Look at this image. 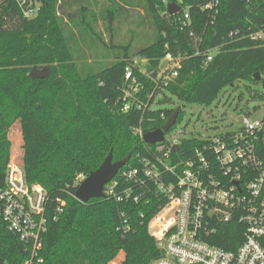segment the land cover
<instances>
[{
	"label": "trees",
	"instance_id": "trees-1",
	"mask_svg": "<svg viewBox=\"0 0 264 264\" xmlns=\"http://www.w3.org/2000/svg\"><path fill=\"white\" fill-rule=\"evenodd\" d=\"M31 1L38 9L28 18L17 0H0V187L11 147L8 130L18 122L25 179L46 191L48 222L38 257L26 263L31 256L29 246L0 219V261L120 264L126 253L123 264H152L162 256V249L146 229L147 214L156 211L162 199L152 189L135 186L129 200L81 202L74 196L75 179L95 170L109 151L112 161L129 155L120 170L135 164V155L151 146L138 137L135 128L147 132L161 127L177 105H210L221 91L241 81L264 85V45L229 35L264 23V0H219L214 19L201 8L209 0H103L100 15L92 12V22L102 20L106 10L109 20L98 34L102 38V32L111 33L110 46L124 50L106 62L100 60L106 55L96 48L84 49L78 41L83 18L90 12L86 4L97 7L101 0ZM168 3L178 4L179 11L170 15ZM116 5L124 12L118 20L112 11ZM184 10L189 15L185 25L180 20ZM121 23L128 26L123 33H135L139 41L154 37L153 42L138 44L129 54L131 43L114 42L123 39L114 36L122 33ZM217 45L219 51L206 61V52ZM167 53L180 58V67L177 76L163 86L152 75ZM136 57L146 59V72L134 63ZM90 58L98 60L87 62ZM33 65H48L49 76L29 77ZM126 68L140 88L131 99L133 108L122 111ZM249 92L252 98L259 96ZM138 105L145 110L134 108ZM182 116L180 109L176 124ZM225 132L230 130L218 133ZM200 142L197 137L183 138L181 148L192 149ZM59 201L64 205L56 211ZM226 237L214 243L230 248Z\"/></svg>",
	"mask_w": 264,
	"mask_h": 264
},
{
	"label": "built area",
	"instance_id": "built-area-1",
	"mask_svg": "<svg viewBox=\"0 0 264 264\" xmlns=\"http://www.w3.org/2000/svg\"><path fill=\"white\" fill-rule=\"evenodd\" d=\"M17 1L26 17L36 14L38 7H32L31 0ZM219 4V0H209L201 8L214 19ZM180 20L183 25L189 20L187 10ZM229 35L264 45V23ZM219 48L209 49L206 61ZM161 61L165 64H159L155 78L165 86L177 76L180 58L167 53ZM124 80L128 83L121 110L128 111L140 85L129 68ZM134 108L144 111L146 107ZM135 131L143 141L145 132L140 126ZM198 133L175 121L161 142L147 143L151 146L135 155V164L119 169L104 184L103 198L129 200L133 187L139 186L152 189L162 199L156 211L147 214L148 233L162 249V256L152 264H264V114L258 118L243 114L241 124L228 133ZM188 137L200 139V146L182 150V139ZM8 138L11 147L5 182L0 187V219L8 231L29 246L28 263L38 257L47 230L48 196L40 185L25 179L20 124L9 128ZM174 146L178 149L173 150ZM85 176L76 177L77 185ZM62 205L64 201H59L56 211H61ZM225 237L230 248L214 243ZM236 238L240 242L236 243Z\"/></svg>",
	"mask_w": 264,
	"mask_h": 264
},
{
	"label": "rangeland",
	"instance_id": "rangeland-1",
	"mask_svg": "<svg viewBox=\"0 0 264 264\" xmlns=\"http://www.w3.org/2000/svg\"><path fill=\"white\" fill-rule=\"evenodd\" d=\"M125 1L126 0H120L119 2L124 3ZM86 6L89 8L90 12L86 15V17L84 16L83 20L85 19V21H82L79 29L81 38L78 41L81 42L80 45H82L84 49L96 48L99 53L106 55L107 57L100 59L102 62L110 61L113 60L114 57L120 56L124 50L122 47L113 48L110 46L111 33L102 32V38L100 34H98L100 30H103V27H106L109 20L106 10L102 15V20H97L96 24L92 22L94 14L92 12L98 13L100 11V8L103 7V0L98 2L97 7H95L94 4L91 6L86 4ZM112 11L116 13V15L118 14L117 20L120 16L124 15V12H121L123 10H120V7L117 5L113 7ZM98 15L100 14L98 13ZM121 27L125 29L128 26L125 23H121ZM118 35L122 36L123 39H116L114 42H119L121 45L131 43L129 54H133L138 44L139 46L148 45L154 40V37L153 39L148 37L143 41H139L137 40L135 33H123V31L122 33L119 32V34L114 33V36ZM101 40L105 41V44H103ZM97 60L98 59L96 58H90L86 61L96 62ZM79 61H84V59ZM134 63L139 66L142 72L147 71L148 64L146 59L136 57ZM160 64L164 65L165 62L161 61ZM249 90L257 92L259 96L252 98ZM245 107H247V109ZM181 110H183V116L177 125H186L187 130H195L201 134L206 132L218 133L221 131L231 130L237 128L241 124L243 114L247 113L251 118H258L264 114V85L261 82L250 83L248 81H241L238 82L235 87H232L231 89L227 88L221 91L218 97L210 105L187 103L181 107ZM18 124V122H15L12 126ZM146 229L148 231L147 226Z\"/></svg>",
	"mask_w": 264,
	"mask_h": 264
},
{
	"label": "water",
	"instance_id": "water-1",
	"mask_svg": "<svg viewBox=\"0 0 264 264\" xmlns=\"http://www.w3.org/2000/svg\"><path fill=\"white\" fill-rule=\"evenodd\" d=\"M167 11L170 15L175 14L179 11V5L176 3H168ZM49 74L50 69L48 65H44L42 67L33 65L28 72V75L31 78H46ZM155 76L156 71L153 72L152 77ZM254 76H256L257 80L261 79L258 73H254ZM181 107V105H177L173 113L166 119L165 123L161 127L145 132L143 134V141L150 144L161 142L163 140L164 132L175 123ZM245 108L247 109V107ZM177 149V146L173 147V150ZM128 160L129 155H126L120 160L112 161V152L109 151L102 163L95 170L90 171L80 182L74 193L75 198L81 202H87L90 198H103L104 194L102 189L104 184L113 178L117 171L122 166L127 164Z\"/></svg>",
	"mask_w": 264,
	"mask_h": 264
},
{
	"label": "crops",
	"instance_id": "crops-1",
	"mask_svg": "<svg viewBox=\"0 0 264 264\" xmlns=\"http://www.w3.org/2000/svg\"><path fill=\"white\" fill-rule=\"evenodd\" d=\"M122 31H126V29H123V28H122Z\"/></svg>",
	"mask_w": 264,
	"mask_h": 264
}]
</instances>
